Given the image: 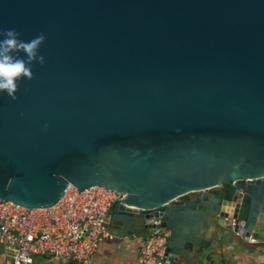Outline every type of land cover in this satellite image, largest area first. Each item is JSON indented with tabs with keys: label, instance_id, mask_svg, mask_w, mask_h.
I'll use <instances>...</instances> for the list:
<instances>
[{
	"label": "water",
	"instance_id": "obj_1",
	"mask_svg": "<svg viewBox=\"0 0 264 264\" xmlns=\"http://www.w3.org/2000/svg\"><path fill=\"white\" fill-rule=\"evenodd\" d=\"M9 28L45 62L0 95V200L124 193L110 235L167 229L165 264L210 227L261 236L264 0H0Z\"/></svg>",
	"mask_w": 264,
	"mask_h": 264
},
{
	"label": "built area",
	"instance_id": "obj_2",
	"mask_svg": "<svg viewBox=\"0 0 264 264\" xmlns=\"http://www.w3.org/2000/svg\"><path fill=\"white\" fill-rule=\"evenodd\" d=\"M124 193L95 186L69 187L50 208H25L0 200V243L10 250L11 264H33L36 256L93 264V255L107 239L106 215ZM170 231L133 234L139 243V264H165Z\"/></svg>",
	"mask_w": 264,
	"mask_h": 264
},
{
	"label": "crops",
	"instance_id": "obj_3",
	"mask_svg": "<svg viewBox=\"0 0 264 264\" xmlns=\"http://www.w3.org/2000/svg\"><path fill=\"white\" fill-rule=\"evenodd\" d=\"M187 201L191 195L186 196ZM245 216V215H244ZM261 212L255 217L256 223L261 222ZM134 233L126 234L125 238L107 239L93 255V264H139L140 247ZM139 234V233H135ZM261 236L249 240L235 233L231 226L214 229L210 227L206 238L201 240L198 251L188 253L186 260L172 264H264V223ZM0 264H11L10 250L0 243ZM33 264H74L73 261L36 256Z\"/></svg>",
	"mask_w": 264,
	"mask_h": 264
},
{
	"label": "clouds",
	"instance_id": "obj_4",
	"mask_svg": "<svg viewBox=\"0 0 264 264\" xmlns=\"http://www.w3.org/2000/svg\"><path fill=\"white\" fill-rule=\"evenodd\" d=\"M45 36L38 34L24 40L15 29H0V95L15 100L18 82L23 78L32 80V65H43L40 50Z\"/></svg>",
	"mask_w": 264,
	"mask_h": 264
},
{
	"label": "flooded vegetation",
	"instance_id": "obj_5",
	"mask_svg": "<svg viewBox=\"0 0 264 264\" xmlns=\"http://www.w3.org/2000/svg\"><path fill=\"white\" fill-rule=\"evenodd\" d=\"M222 189H225V190H227V191H231V188H230L229 185H224V186L222 187ZM185 198H187V197H185ZM185 198H183V199H185ZM185 200H186V199H185ZM189 200H190V198H189Z\"/></svg>",
	"mask_w": 264,
	"mask_h": 264
}]
</instances>
